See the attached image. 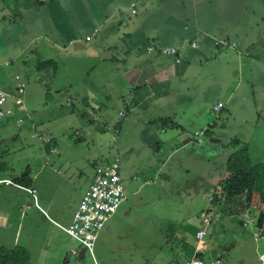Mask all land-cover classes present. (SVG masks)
<instances>
[{
	"label": "rangeland",
	"instance_id": "374dc122",
	"mask_svg": "<svg viewBox=\"0 0 264 264\" xmlns=\"http://www.w3.org/2000/svg\"><path fill=\"white\" fill-rule=\"evenodd\" d=\"M80 1L86 9L77 12L61 0H0V90L12 105L22 100L16 115L0 118V180L13 182H0V249H24L28 264H182L195 247L204 264H262L264 237L255 239L254 225H244L248 214H227L210 195L226 178L230 155L240 150L231 139L248 145L253 165H264V47L254 52L238 39L235 47L213 45L191 63L192 76L171 80L165 96L146 100L145 90L138 92L144 102L137 107L138 85L126 72L146 45L122 38L108 49L101 39L107 28L101 17L109 10L118 7L125 25L136 17L129 0ZM160 1L174 8L168 17L180 24L191 22L193 11L205 24L223 23L206 18L218 12L212 0H183L186 9ZM237 1L226 4V13L240 29H250L264 0ZM156 2L143 0L148 8ZM74 14L84 18L76 37L68 28ZM158 14L147 12L149 26L161 20ZM260 22L252 43L264 36ZM131 53L117 62L112 57ZM47 59L57 68L39 69ZM17 75L26 84L22 93L15 89ZM219 101L225 106L218 113ZM19 117H25L21 125ZM208 129L198 142L195 133ZM117 160L125 198L98 232L93 253L84 251L63 227L72 224L96 165ZM253 204L264 210L258 193ZM204 227L198 241L196 231Z\"/></svg>",
	"mask_w": 264,
	"mask_h": 264
},
{
	"label": "crops",
	"instance_id": "0c3cea01",
	"mask_svg": "<svg viewBox=\"0 0 264 264\" xmlns=\"http://www.w3.org/2000/svg\"><path fill=\"white\" fill-rule=\"evenodd\" d=\"M33 1L37 2L39 5L45 2L51 3L49 1L60 2V0ZM139 1L142 2L140 4L142 5L141 8L139 5ZM212 1L217 6L218 12L216 13V17L214 19H209L208 17L206 18L208 19V22H212L214 20L222 21L223 23L221 24V26H211L210 23L205 24L204 22L199 21L198 16L195 15V11H193V18H191V22L182 21L180 24L177 19L171 20L168 17L170 15L171 9L174 8H172L170 4H165L163 1L160 0H157L156 4L152 5L149 8L146 4L143 3V0H129V9L131 15H135L136 17L131 19L127 25L124 24L122 16L118 17V7L109 10L108 15H104L101 17V24L107 27L106 33L101 37L102 42H104V48H118L115 46V44L118 40L122 41V38H127L130 45H133L131 42L132 39L136 40V43H139V45H146V51H144L145 54L143 55L142 53L141 56H136L137 60L132 64L133 67L129 64V70L126 72L127 77L130 79V84L138 85L135 88L136 95L138 94V92L145 90L146 100L148 98L165 96V92L167 91V89L170 88L169 84L171 80L187 79L188 77L192 76V74H194L193 65L191 63L201 54L209 50L210 47L214 48V46H216L215 43L213 44L215 39L229 38L234 43L235 40L237 42L238 39L239 42L243 45H246L248 43V45L250 46L253 45L252 51L254 52L260 47H264V44H261L264 42V36L262 37L261 41L256 40V42L254 43H252L254 40L251 39L255 27L260 26V20H263L264 23V6H260V10L262 12L254 20L253 26L251 25L250 29H240V26L235 25V18H231L230 20V17H232L233 13H226V4H239V2L237 0ZM61 2L65 3V6L73 11L80 12L83 11V9H86L85 5L80 0H61ZM132 3H136V6L134 8L131 6ZM172 3L175 9L178 7L179 9H186L184 8L183 0H172ZM133 9H135V12H133ZM152 9H156L159 13L158 15H160L162 18L166 16V20L164 21L162 18L161 20L159 19L160 21L154 18L153 20L156 23L152 26L155 25V27H151L149 26L151 24L147 23V12ZM237 9L240 8L237 7ZM220 10H223L224 12ZM138 14L141 15L138 16ZM70 16L71 18L69 19L68 25V28L70 30L69 33L70 35H72V37H76L77 34L83 30L84 25L80 23V20L83 21L84 18H80V14H74ZM226 24H229L230 26L234 27H230L231 29L229 27L222 29V25L225 26ZM123 25L128 27L126 28V31L121 30ZM118 26L119 30H116V27ZM118 31L121 32V36L123 37L116 36V33ZM72 39L73 38L70 39L71 43L73 42ZM57 40L60 41V39H56V41ZM191 41H197L199 46L193 49L190 46ZM150 45H154L156 47L175 46L179 49L181 53L182 61L176 62L175 58L172 56L162 55L159 51H150L148 50V47ZM128 51H131L130 47L128 48ZM132 53L126 55L118 54V56L112 57H114L117 62L119 58H122L123 60L130 58ZM107 57L108 56H103L102 59H105ZM185 63L188 64V67L184 66ZM14 92L16 93V90ZM137 97L138 100H134V104H136L137 107L142 106L144 102V100L142 99V95H137ZM8 105L12 106V104H10L9 102ZM120 111L118 112L119 115ZM117 132H120V130H117ZM255 211L257 212L255 213ZM248 214L259 215L260 211H258L253 205V209L250 210Z\"/></svg>",
	"mask_w": 264,
	"mask_h": 264
},
{
	"label": "built area",
	"instance_id": "2783aa9c",
	"mask_svg": "<svg viewBox=\"0 0 264 264\" xmlns=\"http://www.w3.org/2000/svg\"><path fill=\"white\" fill-rule=\"evenodd\" d=\"M133 8L136 6V3H132ZM135 12V9H133ZM97 29L95 30V32ZM91 39L90 36L87 37V40ZM216 47H234L236 44L229 39H215L214 41ZM199 46L197 41L191 42L192 48H197ZM150 51H159L162 55L172 56L175 58L176 62H181L182 57L179 49L175 46H161L156 47L150 45L148 47ZM17 86L16 90L18 93L24 92L26 87L25 82L21 81L19 75L16 76ZM22 102L21 98L16 97L14 105H8V93L0 90V118H11L16 115L18 104ZM129 105L130 102H127ZM224 103L218 102L214 106V111L220 112L224 109ZM120 115L124 116L125 112L120 111ZM25 117H19L17 119V124L21 125L24 122ZM206 131H197L195 137L198 142H201L200 136H203ZM46 144L51 143L52 140L46 138L44 140ZM56 149H52L54 152ZM120 166L118 160L112 163L99 162L96 165L95 177L84 193L81 205L76 211L73 222L70 227H63L67 233L76 238L82 246H84V251H89L93 253L94 241L98 235V232L105 226V223L113 215V213L120 207L121 202L125 198V186L123 179L119 170ZM0 182L13 183L11 179L0 180ZM19 187H22L29 191L32 194H36L37 190L31 187L17 184ZM213 199V195H210V200ZM211 212L207 210V216L203 217V222L206 225L209 223V218ZM244 225H254L255 231L253 237L255 239L264 237V216L262 219L259 215L248 214ZM206 234L205 227L198 230L196 233V238L198 241H201ZM200 251L197 247L193 251L190 258L185 259L182 264H204V261L199 256ZM260 260L264 264V251L260 254ZM216 264H224L220 259H217Z\"/></svg>",
	"mask_w": 264,
	"mask_h": 264
},
{
	"label": "trees",
	"instance_id": "16d2710c",
	"mask_svg": "<svg viewBox=\"0 0 264 264\" xmlns=\"http://www.w3.org/2000/svg\"><path fill=\"white\" fill-rule=\"evenodd\" d=\"M37 66L39 69L49 66L56 69L57 63L52 59L40 60ZM207 133L209 129L205 132ZM229 143L239 146L240 150L230 155L227 163V176L214 190L215 194L211 201L215 200L223 209H226L227 214L246 215L253 209L256 193L264 204V165H253L249 157L248 145L242 140L233 138ZM259 216L262 219L264 210L260 211ZM199 256L201 257L200 254ZM28 263L29 255L24 249H0V264Z\"/></svg>",
	"mask_w": 264,
	"mask_h": 264
}]
</instances>
